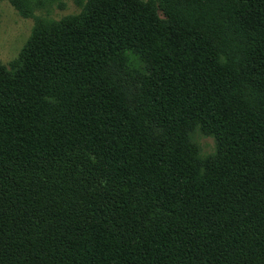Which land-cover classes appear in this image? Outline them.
Segmentation results:
<instances>
[{
	"label": "trees",
	"instance_id": "1",
	"mask_svg": "<svg viewBox=\"0 0 264 264\" xmlns=\"http://www.w3.org/2000/svg\"><path fill=\"white\" fill-rule=\"evenodd\" d=\"M82 8L0 64V264H264V0Z\"/></svg>",
	"mask_w": 264,
	"mask_h": 264
},
{
	"label": "rangeland",
	"instance_id": "2",
	"mask_svg": "<svg viewBox=\"0 0 264 264\" xmlns=\"http://www.w3.org/2000/svg\"><path fill=\"white\" fill-rule=\"evenodd\" d=\"M87 0H41L34 7V15L25 17L8 0H0V64L9 66L20 53L40 23L60 21L81 12ZM203 151L212 152L215 140L200 136Z\"/></svg>",
	"mask_w": 264,
	"mask_h": 264
}]
</instances>
